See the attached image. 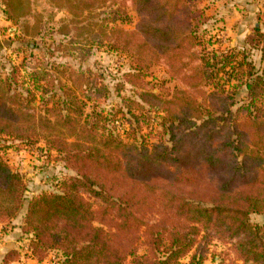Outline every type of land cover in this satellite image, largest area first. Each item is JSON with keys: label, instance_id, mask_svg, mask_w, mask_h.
<instances>
[{"label": "trees", "instance_id": "1", "mask_svg": "<svg viewBox=\"0 0 264 264\" xmlns=\"http://www.w3.org/2000/svg\"><path fill=\"white\" fill-rule=\"evenodd\" d=\"M199 1L120 0L138 22L106 32L110 47L132 59L127 81L141 90L142 103L162 114L156 132L142 136L130 108V118L88 111L91 98L75 87L106 89L83 75L73 87L36 75L33 89L22 90L27 96L16 79L0 80V137L45 141L74 173L57 192L29 198L23 175L0 156V223L26 210L22 230L33 235L38 260L58 251L62 264H204L218 241L232 245L238 260L264 264V224L251 220L264 214V66L209 48ZM254 31L251 44L264 62V33ZM154 66L177 83L173 90L147 88ZM57 86L52 107L33 108L37 93Z\"/></svg>", "mask_w": 264, "mask_h": 264}, {"label": "rangeland", "instance_id": "2", "mask_svg": "<svg viewBox=\"0 0 264 264\" xmlns=\"http://www.w3.org/2000/svg\"><path fill=\"white\" fill-rule=\"evenodd\" d=\"M121 5L120 0L115 4L110 0L104 4L93 0H0V80L14 78L22 91L33 89L36 75L49 74L56 84L62 82L69 87L85 76L106 89L91 93L86 88L75 87L82 97L91 98L88 111L97 109L105 115L122 111L127 115L130 108L140 119L142 136L149 134L151 128L156 132L162 114L142 103L141 90L127 81V74L135 73L132 59L114 51L106 39L110 28L131 30L138 22L133 8ZM197 6L208 18L202 32L205 40H211L209 48L244 53L258 69L263 68V55L253 47L256 43L251 44V38H255L256 26L264 33V0H200ZM124 10L128 20L124 18ZM145 81L149 84L147 88L155 93L177 86L162 66L152 67ZM58 88L44 97L37 93L33 108L44 110L49 102L52 107L55 92L61 94ZM22 92L27 96L26 91ZM132 122L135 126L134 119ZM147 139L154 142L153 137ZM0 156L23 175L29 198L57 192L60 182L74 175L57 153L48 150L45 141L26 144L0 137ZM25 213L26 210L11 223H0V264H62V254L58 251H50L42 261L34 255L33 235L22 230ZM251 220L264 224V214L253 215ZM146 249L142 239L139 254H145ZM190 257L183 263H188ZM220 263L251 264L238 260L232 245L214 241L208 246L204 264Z\"/></svg>", "mask_w": 264, "mask_h": 264}]
</instances>
